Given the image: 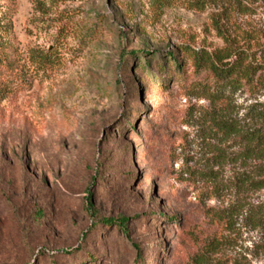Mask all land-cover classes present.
<instances>
[{
  "label": "rangeland",
  "instance_id": "374dc122",
  "mask_svg": "<svg viewBox=\"0 0 264 264\" xmlns=\"http://www.w3.org/2000/svg\"><path fill=\"white\" fill-rule=\"evenodd\" d=\"M191 2L0 0V264H141L113 225L92 228L89 195L99 217L130 219L143 264H185L211 237L206 264H264V187L248 177L264 160L215 123L248 128L263 86L213 100L191 58L159 70L176 46H226L220 9ZM243 4L225 35L264 68V8Z\"/></svg>",
  "mask_w": 264,
  "mask_h": 264
},
{
  "label": "trees",
  "instance_id": "16d2710c",
  "mask_svg": "<svg viewBox=\"0 0 264 264\" xmlns=\"http://www.w3.org/2000/svg\"><path fill=\"white\" fill-rule=\"evenodd\" d=\"M192 7L195 9H204L207 5L213 4L220 11L215 14L213 17V26L220 33L226 46L219 50H215L211 55L205 53L202 55V52L194 51L188 47L176 46L172 50L168 51L167 54L163 57V61L159 66V70L164 71L166 65H173L176 69H181L184 66V56H187L192 59V62L195 66H204L212 74L213 78L219 84L220 93L217 95L218 91L212 92L210 98L213 100H218L219 97H224L223 90L231 89L233 92L240 90L243 86L254 87L257 85L255 81L264 88V68L250 64L246 62V58L241 55L239 51H232L231 46L229 45L228 38L225 35L227 23L231 18L234 12H241L244 9L249 8L243 4V2L254 4L256 2L261 3V7L264 8V0H191ZM224 21V22H223ZM264 34V32H263ZM260 52L264 55V43L260 46ZM135 52H132L134 54ZM143 55L141 56L147 63V66L150 65V60H146L147 56H152L154 53H147L141 51ZM235 55L234 60L230 58ZM246 57V56H245ZM259 74L256 76V74ZM256 79V80H255ZM216 94V96H214ZM216 126L225 133H234L236 136L242 139V142L245 144L246 155L256 159L264 160V110L257 111L254 113L250 119V125L248 128L241 126L239 122L227 121L225 119H216ZM252 172L255 176H248L250 178L251 186L256 188L264 187V162L257 163L253 166ZM88 207L90 212L94 217L97 218L96 221H93L95 225L92 228L111 226L115 227L117 231H120L122 236L129 239V244L131 248L134 249L137 253L135 261L137 263L143 264L145 262L141 246L136 244L130 237V230L128 225L130 219L126 217H99L98 211L93 207L91 201V195L88 196ZM196 241L198 239L196 238ZM198 250H196L185 264H206L208 258L211 257L215 248L217 247L218 240L215 237L206 238Z\"/></svg>",
  "mask_w": 264,
  "mask_h": 264
}]
</instances>
